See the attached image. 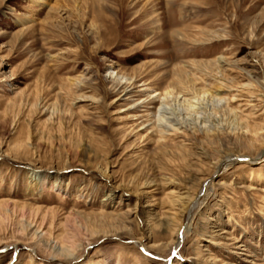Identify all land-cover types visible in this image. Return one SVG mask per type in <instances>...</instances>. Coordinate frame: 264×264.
Listing matches in <instances>:
<instances>
[{"label": "rangeland", "instance_id": "rangeland-1", "mask_svg": "<svg viewBox=\"0 0 264 264\" xmlns=\"http://www.w3.org/2000/svg\"><path fill=\"white\" fill-rule=\"evenodd\" d=\"M220 86L246 135L161 139L152 96ZM256 139L264 0H0V264H264Z\"/></svg>", "mask_w": 264, "mask_h": 264}, {"label": "bare ground", "instance_id": "bare-ground-1", "mask_svg": "<svg viewBox=\"0 0 264 264\" xmlns=\"http://www.w3.org/2000/svg\"><path fill=\"white\" fill-rule=\"evenodd\" d=\"M220 60L221 59H219V61ZM221 90L222 87L220 86L219 89L214 91H202V96L199 98L195 95L192 97H184L180 95L174 97L170 92L155 94L152 96L154 102L157 103V109L154 115V125L162 137L161 139H163V137L166 135L177 133L182 130L185 131L187 129L191 131H202L206 134L213 131L216 134L225 136L229 140L234 139L236 136L235 132L238 134L241 132V135H246V131L245 134L243 132L246 128L244 127L245 124H243L241 121L238 122L239 119L237 118V115L234 111L230 110V115H228V119L231 120L230 123L232 122L234 126L221 122L220 117H218L214 112V110H219L225 106V101L223 98L219 97ZM263 140L264 139L260 141L259 139H256L255 141L262 142ZM230 154H232V152L223 154L214 165V172L208 177V181L207 179H203L201 181L199 189L194 198L197 196L198 197L192 200V216L194 215V210L202 205L203 202L208 198L213 187V179L215 178L216 174H218L220 170H225L226 167L233 164V160L242 158L240 156ZM260 154L261 153L258 155L259 157ZM184 233L185 232H183V234L180 236L177 234L174 249L177 250L180 241H182L181 239Z\"/></svg>", "mask_w": 264, "mask_h": 264}]
</instances>
